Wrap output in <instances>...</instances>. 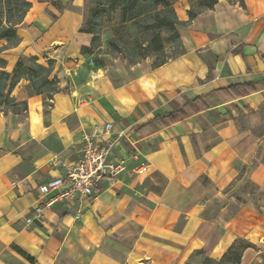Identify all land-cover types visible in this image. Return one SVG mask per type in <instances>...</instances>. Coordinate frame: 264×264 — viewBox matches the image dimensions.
<instances>
[{"label":"crops","instance_id":"0c3cea01","mask_svg":"<svg viewBox=\"0 0 264 264\" xmlns=\"http://www.w3.org/2000/svg\"><path fill=\"white\" fill-rule=\"evenodd\" d=\"M20 42L0 52L47 66L61 91L51 107L28 81L0 114V264L218 263L236 240L264 252V0H218L178 28L184 53L161 66L91 48L85 0H28ZM191 1L174 7L189 20ZM7 41H0V48ZM174 120V121H173ZM110 123L113 128L106 133ZM127 170L91 198L58 202L35 219L38 189L82 155L86 135L115 140ZM78 214L81 215L78 218ZM15 247L29 254V261Z\"/></svg>","mask_w":264,"mask_h":264},{"label":"trees","instance_id":"16d2710c","mask_svg":"<svg viewBox=\"0 0 264 264\" xmlns=\"http://www.w3.org/2000/svg\"><path fill=\"white\" fill-rule=\"evenodd\" d=\"M177 0H85L83 31L94 36L91 48L93 51L101 47L102 27L104 20L114 14L120 15L119 25L115 28L118 34L127 26L134 28V34L127 41L124 38L113 37L109 41L110 53L120 55L131 64H137L151 59L154 66H161L184 53V46L178 31L197 18L205 10L213 9L218 0L191 1L188 11L189 20L182 22L176 13ZM244 5V0H233ZM31 9L28 0H0V41H7L6 47L17 46L20 38L17 27L24 21ZM7 62L0 59V107L6 112L23 114L27 112L26 102H18L13 96L15 88L23 80L28 81V91L31 95H42L45 106L51 107L55 94L61 91L57 78H51L53 62L45 66L36 57H21L12 72L6 71ZM5 112V111H4ZM3 113V111H2ZM174 121V120H173ZM248 248H255L246 240L238 239L218 263L241 264L242 256ZM15 249L29 261L34 259L21 250Z\"/></svg>","mask_w":264,"mask_h":264},{"label":"built area","instance_id":"2783aa9c","mask_svg":"<svg viewBox=\"0 0 264 264\" xmlns=\"http://www.w3.org/2000/svg\"><path fill=\"white\" fill-rule=\"evenodd\" d=\"M113 126L108 123L106 133ZM126 131L118 134L115 140L95 141L93 136L86 135L82 142L81 157L71 163L55 159L54 165L63 170V175L51 179L38 189L39 204L35 209V219L42 221L45 211L58 202L73 203L77 197L91 198L95 189L103 182L115 183L127 170L124 157L117 150ZM81 217L80 214L77 215Z\"/></svg>","mask_w":264,"mask_h":264},{"label":"rangeland","instance_id":"374dc122","mask_svg":"<svg viewBox=\"0 0 264 264\" xmlns=\"http://www.w3.org/2000/svg\"><path fill=\"white\" fill-rule=\"evenodd\" d=\"M84 9H85V6L83 8V14H84ZM119 20H120V15L118 13L107 17L104 20V24L102 27V35L105 34L107 37L109 38L111 37V39L115 37L116 35L117 37L124 38L128 41L131 35L134 34V28L131 26H127L125 30L120 31L117 34L115 32V28L119 25ZM115 56H120V55L115 54ZM2 111L6 112V109L4 107H0V114L2 113ZM259 257H260L259 261L255 264H264V252L260 253ZM189 264H214V263L208 262L205 256H199L193 259V261L189 262Z\"/></svg>","mask_w":264,"mask_h":264}]
</instances>
